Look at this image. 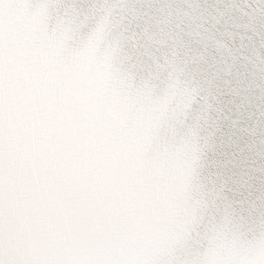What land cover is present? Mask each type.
Here are the masks:
<instances>
[{
    "label": "snow or ice",
    "instance_id": "obj_1",
    "mask_svg": "<svg viewBox=\"0 0 264 264\" xmlns=\"http://www.w3.org/2000/svg\"><path fill=\"white\" fill-rule=\"evenodd\" d=\"M0 264H264V0H0Z\"/></svg>",
    "mask_w": 264,
    "mask_h": 264
}]
</instances>
